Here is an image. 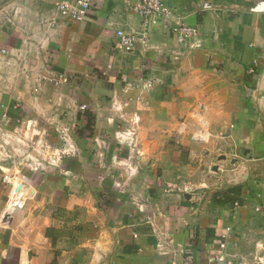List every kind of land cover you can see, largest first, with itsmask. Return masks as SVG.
Wrapping results in <instances>:
<instances>
[{"label": "crops", "instance_id": "obj_1", "mask_svg": "<svg viewBox=\"0 0 264 264\" xmlns=\"http://www.w3.org/2000/svg\"><path fill=\"white\" fill-rule=\"evenodd\" d=\"M67 1L0 0V131L29 117L80 126L76 155L21 172V209L3 182L18 169L1 164L0 264H220L222 240L225 264L264 261V0H163L200 47L159 23L131 53L116 32L142 31L139 0H93L80 22L58 11ZM42 71L69 83L36 94ZM133 121L140 172L120 189L99 177L133 156L115 139Z\"/></svg>", "mask_w": 264, "mask_h": 264}, {"label": "built area", "instance_id": "obj_2", "mask_svg": "<svg viewBox=\"0 0 264 264\" xmlns=\"http://www.w3.org/2000/svg\"><path fill=\"white\" fill-rule=\"evenodd\" d=\"M93 0H68L67 2L61 3L58 5V11L61 12L66 18L72 21H83L87 13L92 9ZM134 10L142 19V31L137 32L132 29H118L116 32L117 35V46L125 51L126 53H131L137 43H141L145 49L150 47V38L151 32L155 26L159 23H164L166 29L175 36L177 43L180 46L188 48H198L200 47L199 43L195 41L200 37V31L197 27L186 25V24H174L172 19L175 14L170 9L163 0H139L135 5ZM3 53H7L6 50ZM259 65L258 61L254 62V65L248 70V73L255 74L256 67ZM36 86L34 92L39 94L43 87L46 85L61 86L69 83V78L66 74L60 72H45L42 71L39 73L35 79ZM87 105H82L80 107L81 111L87 110ZM8 119L6 116H4ZM10 119L7 120V123H10ZM18 124L21 123L20 120L16 121ZM139 122L133 121L131 125L127 127H120L115 134V139L120 144L126 145L129 147L133 156L125 158L124 160L118 161L119 167H110L105 164H102L105 172L99 177L101 181H112L120 189L126 188V182L133 179L140 172V166L133 159L135 156H140L138 147H139ZM9 125V124H7ZM66 146L63 149L61 155L57 158L56 163L59 162L63 157L76 155L78 152L76 144L72 141L66 140ZM95 144L100 145V140L95 139ZM101 159L105 157L104 153L98 155ZM46 169L44 165H37V167L32 168L31 170L40 171ZM115 171H122V173L115 175ZM124 174V175H123ZM125 180H124V178ZM23 175L21 171L18 170L13 173L10 169L4 168L3 170V182L9 186L8 193V207L11 209H21L25 207L28 194L23 189L22 179ZM22 187V188H20ZM167 192L182 191V187L178 184H170L166 188ZM256 212H264V207H257ZM8 217H6V221ZM226 232H231V228H227ZM225 234L224 239L227 238ZM227 241L222 240L219 243V249L221 254L217 258L212 259L211 263H220L225 264L224 252L227 249ZM258 261H255L256 264H264V261L257 257ZM187 264H191L189 261ZM231 264V263H229Z\"/></svg>", "mask_w": 264, "mask_h": 264}, {"label": "rangeland", "instance_id": "obj_3", "mask_svg": "<svg viewBox=\"0 0 264 264\" xmlns=\"http://www.w3.org/2000/svg\"><path fill=\"white\" fill-rule=\"evenodd\" d=\"M77 127L80 126L76 124ZM6 128L7 131H0V166L9 164L22 173L32 171L39 164L46 168L55 165L66 140L75 143V129L62 116L61 119L49 116L46 120L29 117L24 123Z\"/></svg>", "mask_w": 264, "mask_h": 264}, {"label": "water", "instance_id": "obj_4", "mask_svg": "<svg viewBox=\"0 0 264 264\" xmlns=\"http://www.w3.org/2000/svg\"><path fill=\"white\" fill-rule=\"evenodd\" d=\"M225 159H226L225 156H223V157L220 158V160H225ZM213 170H214V171H218V170H219V165H215V166L213 167ZM20 188H22V187H20Z\"/></svg>", "mask_w": 264, "mask_h": 264}, {"label": "trees", "instance_id": "obj_5", "mask_svg": "<svg viewBox=\"0 0 264 264\" xmlns=\"http://www.w3.org/2000/svg\"><path fill=\"white\" fill-rule=\"evenodd\" d=\"M89 127H90V123H89Z\"/></svg>", "mask_w": 264, "mask_h": 264}]
</instances>
